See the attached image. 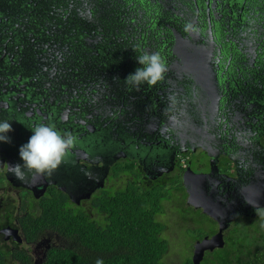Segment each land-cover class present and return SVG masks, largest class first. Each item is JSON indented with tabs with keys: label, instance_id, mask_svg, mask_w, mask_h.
Here are the masks:
<instances>
[{
	"label": "flooded vegetation",
	"instance_id": "1",
	"mask_svg": "<svg viewBox=\"0 0 264 264\" xmlns=\"http://www.w3.org/2000/svg\"><path fill=\"white\" fill-rule=\"evenodd\" d=\"M145 51L168 71L137 90L124 79ZM0 120L12 125L0 163L20 162L27 125L76 138L51 175L19 181L0 164V248L10 255L42 264L69 241L46 221L35 229L34 217L56 206L103 222L93 201L130 184L176 198L181 213L157 218L173 242L165 264H193L196 243L218 233L224 245L201 264H217L229 240L264 246V0H0ZM186 170L217 196L219 218L188 203ZM187 226L201 233L183 255Z\"/></svg>",
	"mask_w": 264,
	"mask_h": 264
},
{
	"label": "trees",
	"instance_id": "2",
	"mask_svg": "<svg viewBox=\"0 0 264 264\" xmlns=\"http://www.w3.org/2000/svg\"><path fill=\"white\" fill-rule=\"evenodd\" d=\"M164 198L161 189L139 190L131 185L105 192L92 206L95 212L105 215L103 222L86 211L79 213L51 205L31 223L37 229L43 228L46 221L69 242L52 247L42 264H96L97 259H102L103 264H165L162 258L169 242L162 237L165 225L156 219ZM254 243L229 240L225 248L216 252L217 264H264V246L257 253ZM12 258L30 264V258L23 253L10 255L0 248V264H11ZM204 264L214 262L208 258Z\"/></svg>",
	"mask_w": 264,
	"mask_h": 264
},
{
	"label": "clouds",
	"instance_id": "3",
	"mask_svg": "<svg viewBox=\"0 0 264 264\" xmlns=\"http://www.w3.org/2000/svg\"><path fill=\"white\" fill-rule=\"evenodd\" d=\"M136 60L140 67L128 74L124 81L135 86L137 90L142 84L154 86L168 71L164 59L158 52L145 51L138 55ZM27 127L32 135L19 147L20 162L0 163L5 166L8 174H12L19 181L25 180L26 172H34L41 176L51 175L76 143L73 135L58 131L54 124L39 123ZM10 131L12 125L9 120H0V142H10L7 135ZM96 264H103V260L97 259Z\"/></svg>",
	"mask_w": 264,
	"mask_h": 264
},
{
	"label": "water",
	"instance_id": "4",
	"mask_svg": "<svg viewBox=\"0 0 264 264\" xmlns=\"http://www.w3.org/2000/svg\"><path fill=\"white\" fill-rule=\"evenodd\" d=\"M196 68L193 62L189 63L186 66L179 65L180 73H190ZM192 173L190 170H186L183 176V183L188 192V203L192 204L195 207H203L204 212L209 214L214 218H219V202H217V196L212 191L206 188V182L204 179L200 180L191 176ZM211 176V175H210ZM39 194L38 197L43 195L44 186L39 185L38 187ZM221 227H225V223L221 222ZM10 235V234H8ZM224 245V240L221 237V234L218 233L211 238H204L202 241H199L195 245V253L193 256V264H201V259L203 258L204 252L207 249H214L215 247H221Z\"/></svg>",
	"mask_w": 264,
	"mask_h": 264
},
{
	"label": "rangeland",
	"instance_id": "5",
	"mask_svg": "<svg viewBox=\"0 0 264 264\" xmlns=\"http://www.w3.org/2000/svg\"><path fill=\"white\" fill-rule=\"evenodd\" d=\"M130 185L133 186L132 184H130ZM170 197H168V198H166V199H164L162 201V212H164V210H166V211L161 216L157 215L156 219L158 218V219L163 220L162 217H169V216H171L173 210H174V213H181L178 209L175 208V202H176L175 196H170ZM174 218L176 219V221H179L180 222L179 227L181 229H183V227H185V225H188L187 220H184L183 221L181 219V216L180 217H174ZM167 220H168V218H167ZM189 225H191V224H189ZM181 229H180V231H181ZM186 229L189 230V232H190V234H189L190 241H189L188 245L185 247L186 249H184V254L183 255H186L187 253H190V249L192 248L193 240L196 239V235H198V233H201L200 232L201 229H198V228L197 229H194L191 226H187ZM168 242L173 245V242H171L170 240H168ZM170 244H169V248H170ZM167 255H168V253L164 257V262H166V263H168L166 261ZM182 257H185V256H182Z\"/></svg>",
	"mask_w": 264,
	"mask_h": 264
}]
</instances>
